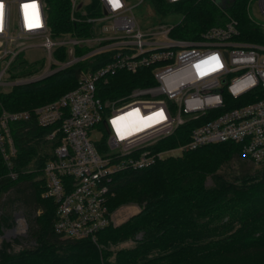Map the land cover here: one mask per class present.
Masks as SVG:
<instances>
[{
	"label": "built area",
	"instance_id": "2783aa9c",
	"mask_svg": "<svg viewBox=\"0 0 264 264\" xmlns=\"http://www.w3.org/2000/svg\"><path fill=\"white\" fill-rule=\"evenodd\" d=\"M98 1L102 14L86 19L96 25L93 35L53 39L42 0H0V86L47 76L93 54L106 56L100 67L80 71L75 86L57 98L31 109L0 110V153L8 168L16 153L9 123L32 117L37 126L50 128L47 140L56 139L41 174L43 193L54 203L53 230L65 238L93 240L111 223L108 184L120 170L146 168L184 150L225 141L264 165V0L244 5L247 19L263 35L256 42L239 37L237 19L227 13L233 0L218 4L221 22L194 38L171 37L173 25L142 30L126 0ZM29 40L46 52L48 70L6 80L14 56L34 46ZM80 45L91 49L73 55ZM57 46H66V60L52 58ZM119 71L151 84L131 87L118 103L101 100L97 84L103 89ZM186 123V142L154 148ZM94 126L101 134L98 141L89 135Z\"/></svg>",
	"mask_w": 264,
	"mask_h": 264
},
{
	"label": "trees",
	"instance_id": "16d2710c",
	"mask_svg": "<svg viewBox=\"0 0 264 264\" xmlns=\"http://www.w3.org/2000/svg\"><path fill=\"white\" fill-rule=\"evenodd\" d=\"M148 1L160 17L181 14L168 32L171 37L194 38L219 24L223 16L214 0ZM246 1L233 0L227 13L237 19L240 38L260 41L261 29L246 17ZM42 2L53 39L66 34L93 35L96 25L86 19L102 14L98 0ZM90 49L74 46L73 55ZM52 56L66 59V46L55 47ZM105 59V54H93L39 80L0 86V110L31 109L51 101L75 86L80 71L96 69ZM25 63L11 75L12 80L37 72V64ZM149 84L151 81H136L134 75L119 71L103 89L97 84L96 95L118 103L131 87ZM189 126H179L158 140L154 148L186 142ZM9 131L16 153L10 158L9 168L0 153V208L5 202L2 194L13 190L12 198L5 195L9 204L18 199L26 209L39 210L30 227L37 243L35 248L17 254L0 248V264H264V165L252 170L251 161L241 155L237 143H209L164 157L146 168L114 173L108 184V212L113 213L124 202L137 210L119 224L109 223L97 230L95 243L87 237H61L53 230L54 203L40 196L44 188L41 169L56 143V139H46L50 128L37 126L31 117L9 123ZM3 213L0 211L1 224L11 219L10 212ZM127 240L130 246L109 249Z\"/></svg>",
	"mask_w": 264,
	"mask_h": 264
},
{
	"label": "rangeland",
	"instance_id": "374dc122",
	"mask_svg": "<svg viewBox=\"0 0 264 264\" xmlns=\"http://www.w3.org/2000/svg\"><path fill=\"white\" fill-rule=\"evenodd\" d=\"M126 2H127V5L130 6L131 13L133 17L135 18L137 24L139 25L140 29L142 30L154 27L157 24H164L165 26L170 27L178 23L181 18V14L179 13H169L164 17L158 16L153 11L150 5V2L148 0H126ZM250 13L253 15L252 10H250ZM67 35L68 34L63 35L62 38H65ZM54 39H61V38H54ZM27 42L28 44H31L34 46L30 48H26L25 50H23L22 52H18L14 56V58L11 60V63L7 69V74L5 77L6 80L7 79L12 80L11 75L15 74L19 70V66L22 65V63L24 62H26L25 64L27 66H32L34 64H37V67L39 66V68L37 69L36 73L26 75L23 78H30V77H33L34 75H37L39 72H42L45 69L48 70V67H47L48 58H47L46 52L42 50L40 47L35 46L37 43L36 40H29ZM0 49H1V46H0ZM52 58L54 57L52 56ZM12 68H15V70H13ZM89 135L91 139L94 141L100 140L101 134H100V131H98V126H94L91 129ZM248 163L249 165L250 163L252 164L251 165L252 170L263 167V165L261 166L254 162L252 163V161ZM7 193H8L7 197L9 198H12L15 194L13 190H10L2 194L1 200L3 201V199H5L4 200L5 202L2 204V208H0V211L3 210L5 214H8L10 212L11 219L10 221H8V223H2V224L0 223V248L5 247V250H7L8 254L10 253L17 254L20 250H24V249L27 250V249H32L36 247L37 242L32 238L30 234V227L32 225V218L36 214H38L39 210L26 209L28 207H25L21 203V201L18 199L14 200L11 204H9L8 199L5 196ZM40 196L45 198V195L43 192L40 193ZM115 208L116 209L113 210V213L111 216L112 225L119 224L120 222L125 220L128 216H130L137 210L135 206L126 205L125 202L120 203ZM92 241L96 243L95 238ZM131 244L132 243L130 242V240H127L120 244L111 245L109 246V249L113 250L119 246H130ZM97 247L103 248V246L101 245H97ZM1 260L2 258L0 256V261Z\"/></svg>",
	"mask_w": 264,
	"mask_h": 264
},
{
	"label": "water",
	"instance_id": "95a60500",
	"mask_svg": "<svg viewBox=\"0 0 264 264\" xmlns=\"http://www.w3.org/2000/svg\"><path fill=\"white\" fill-rule=\"evenodd\" d=\"M217 4H222L224 2V0H214ZM105 13V12H104ZM45 76H42V77H39V78H36V79H33V80H30V81H35V80H39L41 78H43ZM30 81H27V82H30ZM26 82V81H25Z\"/></svg>",
	"mask_w": 264,
	"mask_h": 264
},
{
	"label": "snow or ice",
	"instance_id": "6c2138e0",
	"mask_svg": "<svg viewBox=\"0 0 264 264\" xmlns=\"http://www.w3.org/2000/svg\"><path fill=\"white\" fill-rule=\"evenodd\" d=\"M0 7H2V5H0ZM32 7L35 8L36 7L35 4H33Z\"/></svg>",
	"mask_w": 264,
	"mask_h": 264
},
{
	"label": "bare ground",
	"instance_id": "6f19581e",
	"mask_svg": "<svg viewBox=\"0 0 264 264\" xmlns=\"http://www.w3.org/2000/svg\"><path fill=\"white\" fill-rule=\"evenodd\" d=\"M133 119H134V117H133ZM125 122H129V120H127V121H125Z\"/></svg>",
	"mask_w": 264,
	"mask_h": 264
}]
</instances>
